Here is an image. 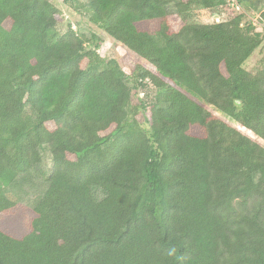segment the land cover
Instances as JSON below:
<instances>
[{"label": "trees", "instance_id": "1", "mask_svg": "<svg viewBox=\"0 0 264 264\" xmlns=\"http://www.w3.org/2000/svg\"><path fill=\"white\" fill-rule=\"evenodd\" d=\"M225 5L87 0V36L57 32L54 0H0V264H264V66L243 68L264 0L190 22ZM95 31L148 67L128 84ZM42 148L49 185L28 210L4 188Z\"/></svg>", "mask_w": 264, "mask_h": 264}, {"label": "rangeland", "instance_id": "2", "mask_svg": "<svg viewBox=\"0 0 264 264\" xmlns=\"http://www.w3.org/2000/svg\"><path fill=\"white\" fill-rule=\"evenodd\" d=\"M54 1L58 4V6H60V9L62 10L60 22L56 26L57 32L59 34H63L71 26L74 27L76 33L82 32L89 36L90 31H92L93 29H91L88 24V16L85 9L87 0H74L73 6L71 8H68L65 5L59 3L58 0ZM234 7L235 0H226V5L219 9V14L215 12L210 17H207L205 19H199L193 16L190 22L207 24L216 21V19L218 21H226L234 15ZM249 19L253 23H255L256 30L258 32H262V35L264 36V24H259L257 22V17L255 16H250ZM147 26L149 27L151 33H154L155 28L157 27L156 24L152 22L148 23ZM5 27H7V25H5ZM95 33H97V36H99L104 42L98 48L97 52L105 59L117 61L121 69L125 72L127 78L133 73L134 69H139V67H148V65L142 59L129 51L123 45L106 38L105 35L101 34V32L99 31H95ZM93 44L94 43L89 44L87 46L88 49H93ZM263 66L264 39L261 46L252 54V56L248 60L245 61V63L243 64V68L249 73H255ZM128 84H130L129 78ZM151 93L152 90L150 88L143 89L139 93L138 98L141 100L145 99L146 103H148L150 99L148 97H150ZM144 95H146L147 98L144 97ZM203 106L213 112L219 118L226 119L221 113L217 112L216 109L207 105ZM146 116L147 115L145 114L140 117L142 126H145L142 121L143 117ZM229 122L232 126L241 130L242 133L248 135V133L243 131L238 124L232 123L231 121ZM41 157V163L37 168L16 176L12 183L4 188V193L10 200L28 210L33 209V207L39 202V200L48 189L49 185V176L52 170V161L46 148L41 149ZM93 194L97 200H101L104 197V194L98 189L94 190Z\"/></svg>", "mask_w": 264, "mask_h": 264}, {"label": "water", "instance_id": "3", "mask_svg": "<svg viewBox=\"0 0 264 264\" xmlns=\"http://www.w3.org/2000/svg\"><path fill=\"white\" fill-rule=\"evenodd\" d=\"M214 14V13H213ZM216 22H218V20L216 19Z\"/></svg>", "mask_w": 264, "mask_h": 264}]
</instances>
